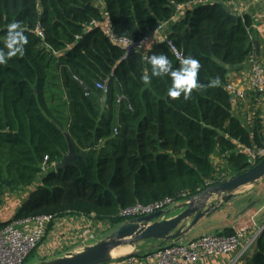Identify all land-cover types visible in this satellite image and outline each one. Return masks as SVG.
I'll return each instance as SVG.
<instances>
[{"label":"trees","instance_id":"1","mask_svg":"<svg viewBox=\"0 0 264 264\" xmlns=\"http://www.w3.org/2000/svg\"><path fill=\"white\" fill-rule=\"evenodd\" d=\"M98 1L0 0V48L12 22L28 37L24 56L0 65V196L28 194L0 231L68 215L118 227L127 222L123 209L191 198L252 167L243 148L260 144V129L233 116L225 90L229 74L255 52L252 18L234 15L232 0ZM187 2L193 6L176 15ZM105 21L132 42L168 25L166 41L180 60L200 62L205 87L172 99L167 76L145 84L151 55H167L174 68L180 60L166 41L125 56L104 34ZM215 78L219 85L207 87ZM66 135L75 158L55 170L68 153ZM252 247L245 264H264V229Z\"/></svg>","mask_w":264,"mask_h":264},{"label":"built area","instance_id":"2","mask_svg":"<svg viewBox=\"0 0 264 264\" xmlns=\"http://www.w3.org/2000/svg\"><path fill=\"white\" fill-rule=\"evenodd\" d=\"M214 1L216 0H205V3ZM195 3L202 4V1L197 0ZM192 6L193 3L191 2L178 6L176 15L180 16ZM234 15L242 16L238 9H235ZM164 28L165 24H157L139 42H132L128 38L115 36L107 21L104 22L103 30L112 43L124 49L126 56L139 53L147 44L153 41H166L167 38L162 36ZM38 35L41 36L40 32H38ZM166 42L175 57L180 60L181 55L175 50L172 43L168 40ZM95 86L106 93L105 83H97ZM225 90L231 97L233 116L240 119L242 125L247 129L254 127L255 124L260 129V144L243 148L249 164L254 165L264 158V58L252 52L241 66L230 73V79L225 85ZM46 160L47 157L44 161ZM191 198L195 199L196 196ZM191 198L186 197V194H181L177 202L166 198L149 205L135 204L121 210L119 217L130 221L157 212L169 211L177 206L189 203ZM51 220V217H36L22 222H13L1 230L0 264H24L28 254L33 252L43 239L44 226ZM20 225H27L30 228L23 230ZM246 232V228H241L229 236L220 234L202 235L187 243H170L148 252L144 260L147 264H194L204 257L227 255L237 251L246 237ZM86 233L83 232V235H86ZM257 235L252 236L247 241L242 252H240L239 258L251 249ZM132 260L133 257L124 261ZM124 261H114L109 264Z\"/></svg>","mask_w":264,"mask_h":264},{"label":"crops","instance_id":"3","mask_svg":"<svg viewBox=\"0 0 264 264\" xmlns=\"http://www.w3.org/2000/svg\"><path fill=\"white\" fill-rule=\"evenodd\" d=\"M96 2L99 3L98 0H96ZM227 6L233 13L235 9H238L241 15H249L252 18L253 29L256 35L255 41L259 46L258 55H261V57L264 58V0H234ZM167 27L169 28L168 25H165L164 34L162 35L164 37H166ZM155 42L156 41H153L147 44L144 49L150 48ZM228 77L229 80L230 74ZM215 162H217V160ZM249 187L250 188L248 189L242 188L238 190L235 195V199L214 212L216 213L217 211H222L225 207L224 209L227 210V216L224 214V219H226V221L221 226H215L212 233L204 234L215 235L221 233L225 229L234 233L241 228H246V237L241 242L240 247L237 251L227 255L201 258L194 264H245V262L250 259L254 252L253 247L240 258L239 255L245 247L247 241L252 236L257 235L264 226V220L261 222L257 221V218L264 213V204H262L259 199L247 197V195L252 191V186ZM27 195V192H21L18 194H5L0 196V223L9 221L13 218L14 214L26 200ZM44 227V237L37 248L32 252L33 255L28 262L29 264L53 260L65 256L68 253L80 252L79 249H83L86 246H91L96 242H99L118 228L112 227L105 221L95 220L93 217L86 218L76 215H68L57 219L52 218V220L47 222ZM20 228L27 230L30 227L27 225H20ZM83 232H87L86 235H83ZM200 236H202V234ZM197 237H199V235L190 239H186L184 237L178 242L170 241L165 245L170 243L183 244L194 240ZM156 244L157 243L152 241H145L143 244L145 246L141 248H139L138 245L135 246L134 253L136 255L133 256L132 261L117 262L113 264H147L144 257ZM130 251L132 252V250L128 248V251H123L122 255H120V252L117 251L115 252V258L118 256H124L127 253H130Z\"/></svg>","mask_w":264,"mask_h":264},{"label":"water","instance_id":"4","mask_svg":"<svg viewBox=\"0 0 264 264\" xmlns=\"http://www.w3.org/2000/svg\"><path fill=\"white\" fill-rule=\"evenodd\" d=\"M255 48V54L257 55L259 52L257 42H255ZM66 139L68 153L59 164L55 165V170H62L70 166L72 160L75 158L72 142L67 135ZM263 178L264 158L252 165L243 174L210 186L205 191L199 193L195 199L191 198L189 203L182 204L169 211H161L127 221L103 240L84 247L80 252L68 253L65 256L38 264H109L114 261H124L135 256V246L143 241L157 243L148 252L160 248L170 241L178 242L200 219L209 216L235 199L238 190L252 186ZM263 229L264 226L258 232V235ZM124 246L130 247L132 252L117 258L111 256L113 250Z\"/></svg>","mask_w":264,"mask_h":264},{"label":"clouds","instance_id":"5","mask_svg":"<svg viewBox=\"0 0 264 264\" xmlns=\"http://www.w3.org/2000/svg\"><path fill=\"white\" fill-rule=\"evenodd\" d=\"M28 37L20 22H12L7 25L4 47L0 48V65H5L17 55L23 57ZM151 66V74L142 76L145 84H149L154 77L167 76L171 84L167 89L168 97L177 99L183 94L187 99L194 89H202L205 85L199 83L198 74L201 68L200 62L192 57L186 56L180 60L179 67H173L168 56L161 53L153 54L148 58ZM220 83L219 78L209 81L207 87H216Z\"/></svg>","mask_w":264,"mask_h":264},{"label":"rangeland","instance_id":"6","mask_svg":"<svg viewBox=\"0 0 264 264\" xmlns=\"http://www.w3.org/2000/svg\"><path fill=\"white\" fill-rule=\"evenodd\" d=\"M261 57V55L259 56ZM250 187H245V189H248ZM252 191L247 195L248 198H254V199H259L260 202L262 204H264V178L261 179L260 181L256 182L254 185H252L251 187ZM244 190V189H243ZM230 203V202H229ZM226 205V204H225ZM224 205V206H225ZM225 208V207H224ZM223 208L222 211H217L216 213H213L207 217H203L202 219H200L187 233L186 235L184 236L186 239H190V238H193V237H196V236H200L201 234L204 235V234H210L213 232L214 230V227L215 226H221L225 223L226 219H224V214H226L227 216V210H225ZM219 210V209H218ZM264 215V213H263ZM261 215L260 217L257 218V221H263L264 220V216ZM119 227V226H118ZM183 237V238H184ZM104 239V238H103ZM102 239V240H103ZM145 241L143 242H140L138 243V247L141 248L145 245L144 244ZM147 242V241H146ZM97 243V242H96ZM136 245V246H137ZM130 249L132 250L130 247L128 246H124V247H120V248H117L115 249V252L117 251H121V250H125V249ZM254 248V247H253ZM80 251L82 249H79ZM135 250V249H134ZM131 252V251H130ZM146 253V252H144ZM128 254V253H127ZM31 253L28 254L27 259H31ZM112 257H115V256H112ZM119 257V256H118ZM38 264V263H36Z\"/></svg>","mask_w":264,"mask_h":264},{"label":"bare ground","instance_id":"7","mask_svg":"<svg viewBox=\"0 0 264 264\" xmlns=\"http://www.w3.org/2000/svg\"><path fill=\"white\" fill-rule=\"evenodd\" d=\"M124 252H127L128 251V249H125V250H123ZM122 250L121 251H119L120 252V255H122V252H123ZM117 254V253H116ZM118 255V254H117ZM111 256H115V250H113L112 252H111Z\"/></svg>","mask_w":264,"mask_h":264}]
</instances>
